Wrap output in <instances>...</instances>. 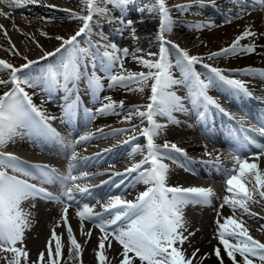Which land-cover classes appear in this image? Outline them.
<instances>
[{"label": "bare ground", "instance_id": "1", "mask_svg": "<svg viewBox=\"0 0 264 264\" xmlns=\"http://www.w3.org/2000/svg\"><path fill=\"white\" fill-rule=\"evenodd\" d=\"M84 1L74 3L73 0H36L35 3H29L28 0H20V3L23 4L20 7L17 6V0H0V60L24 65L27 61L36 59L34 61L36 63L28 68V72L21 74L20 79H24L27 75L34 83L47 77L53 81L58 80L61 82L65 80L64 77L61 78L63 71H65L64 65L68 63L73 52L69 49L56 52V49L60 48L63 43V40L57 39V37L67 39L75 34L80 25L76 23L67 24L71 20H76V18L72 17L71 14L68 15L60 7L62 3L75 6L81 12L71 9L72 13L76 15L79 13L83 16L87 14V5L84 6ZM146 1L134 0L122 12L120 8L113 4L106 3V0H99L98 6L107 8L108 12L106 15L94 13L89 31L78 38L77 46L87 52V55L82 57L80 61L79 72L85 69L84 66H92L93 61L102 63V65L106 63L108 66L110 61L104 56V53L106 51L113 52L111 45H115L116 49L127 48L129 50L130 54L128 56H122L124 75L149 72L146 66L134 59V56L149 60L159 58V14L155 10L149 13L145 12V9L140 6H143ZM165 3L167 7L172 9L170 14L176 15L171 17L173 24L170 31L163 33L164 38L178 45L180 49L187 51L189 55L201 56L202 54V56H205L202 57L203 60L207 61L208 59L211 61H207L210 66H218L222 69V74L225 77L242 81L247 93L252 96V102L258 103V106L264 109V76L260 74V71L264 70V6H252L251 0H248L243 6L232 2V0H203L205 6L195 4L188 11H177L175 6L190 4L192 0H165ZM49 5H56L58 8H50ZM138 9H143V11H138ZM238 13L239 15H237ZM61 14L66 15L63 17ZM145 14L148 17L144 16ZM70 16L72 18L67 19ZM121 16H123L124 24L131 20L132 25L124 27L118 23L117 21ZM191 16L193 18L187 20ZM246 28L255 32L256 35L245 37L238 43L240 46L255 45V51L248 53L243 62L246 66L244 68H253L257 70L255 73L232 72L230 70L235 69L234 66H236L233 60L220 62V59L216 58L219 56L208 58L211 53L231 45ZM46 53H54V55L46 57L44 56ZM149 53L156 55H149ZM114 54L119 55L120 53ZM238 55L241 56L243 53L236 54L237 57ZM176 56L177 52L171 50L168 56L169 62L172 64L171 73L174 78L184 82L180 85H173L169 91L182 98L183 110H173L171 118L168 115L159 114L154 117L156 123L163 126L154 137V143L158 147H162L167 142L184 150L183 153L172 152V158L163 159L162 162L168 165L166 186L210 188L213 194L208 203L190 201L183 205L184 226L180 231L187 239L182 244L177 243L175 246L184 252L185 257H192L193 252H196L194 264H220L214 251L216 248H220L224 264H232V261L223 251V245L219 243L216 221L220 220L223 223L225 217L233 216V218L242 222L249 235L264 243V198L260 197L257 192L253 194V201L255 202H247L248 212L254 215L245 214L239 208L234 211L229 205L223 204L225 195L231 197V194L226 191V180L228 172L235 165L233 157L237 155L233 152L234 148H226L228 144L225 145L226 147L221 143L215 145L214 140L208 138L216 139V134H208V136L201 134L200 128L194 126L191 121L193 120L197 124L200 121L199 119L203 121L209 119L205 112V109H207L224 113L229 118L231 117L232 123H235V121L243 123L244 117L239 113L233 115V113H236L233 110L242 108L241 110L247 111V108L243 106L245 104L243 97L249 95L243 90H237L216 78L207 90V94L217 102L219 107L207 104L202 98L194 100L192 96L193 83L191 80H185L180 69L175 66ZM235 59L238 58L235 57ZM203 60L201 62L206 63ZM230 62H233V65ZM117 67L118 65L112 69ZM194 69L201 74V79H206L210 74L209 69L203 67L202 64L200 66L195 65ZM3 71L4 69L0 68V75ZM6 72L8 71L6 70ZM83 78L79 77L78 81L81 82ZM7 79H10V77ZM152 82L149 79L143 84H130L118 96L114 93L105 92L104 95H108V97L117 96L114 102L116 105L115 111L109 110L103 114L99 113L97 110L104 103H101L97 108H91L86 116V123L88 124L86 126H80L81 122L79 121L84 118V113L79 109L80 107H77L79 106L78 101L73 102L71 113L74 110H80V115L76 118L78 128L75 127L77 128H74L75 130H71L73 124H68V128L53 125L58 117V114L55 113L56 108L32 97L33 104L40 112L45 113L47 117H52L47 120L46 125L49 133L42 126L43 123H37V121H40L39 117L36 121L30 122L27 127L18 129L17 135L5 144L0 145L3 151H8V153L18 157L21 165L22 163L46 162L51 167L56 168L59 164L57 160H64L62 162L64 169H60L63 176H67L69 172V153H75L72 172L99 163L111 164L113 168L119 167V169L110 171L111 178L96 187L89 185L91 183H86L92 182V180H95L96 184L99 183L102 173L95 172L88 177L84 174L79 175L84 178L77 179L73 183L78 184L79 189L69 183V185H72L71 188H74L75 202L68 207L67 223H65L63 213L65 205L63 202L55 201L45 204L31 197L22 202L21 207L28 213L29 225L24 229L22 245L18 242L17 247L22 246L28 253L27 264H45V261L40 258V254L43 252L46 257L49 248L53 252V258L56 259V240L53 238V232L60 238L61 256L59 264H100L96 255L97 251L103 252L104 264H120L123 259L122 246L111 239V246L109 247L106 242L105 248L100 250L98 248L99 238L102 235L100 229L93 222L81 221L80 217L77 216V211L82 209L84 204H87L99 213L115 196H120L122 200L134 201L140 192L152 186L151 184H145L140 179V174L145 168H149L150 164H145L136 172L115 175L116 173H125L127 168L143 160L147 153L146 138L141 135L142 131L140 130V124L144 128L148 127L147 119L141 118L135 112L131 114L130 119H125V117L130 115L128 112L129 106H140V111H146V106L150 102ZM21 87L27 92L29 86L22 84ZM106 87L100 86L98 89L105 90ZM140 87L143 88V91L135 90ZM129 88L133 90H129ZM77 90H81V88L77 87ZM234 93L239 94L238 99L234 98ZM82 97L84 100V96ZM97 101L98 99L94 100L93 103ZM121 101L124 104L123 110L120 108ZM75 107L76 109H73ZM197 112H200V114H197ZM33 115L35 119L38 117L35 114ZM133 126H136L134 131L114 133V130L133 129ZM31 128L34 129L31 130ZM35 128L38 132H35ZM45 131L47 132L45 133ZM219 134L223 133L220 131ZM252 134L255 137L257 136L255 133ZM28 136H31V139H28ZM134 136L136 139L131 140L130 138ZM198 136L205 138L207 142L203 143ZM81 137L91 138L87 141H81ZM256 139V143L264 144V135H262V138ZM49 140L50 142H46ZM137 144H140L139 150L134 152L133 150ZM255 145L252 148L254 152L239 157L249 163H256L257 170L264 171V155H259L264 150L257 149ZM212 146L214 147L212 148ZM86 147H90V149H84ZM80 150H84V152H80ZM70 157L72 156L70 155ZM217 159H219L218 165ZM251 180L252 185H255L254 177ZM80 189H88V191L84 192ZM249 191H251V188H249ZM64 193L54 190V194H59V197H65ZM90 194L92 197L84 199L86 195ZM222 204L223 207H221ZM104 219L107 221L111 219V216L105 215ZM69 227L72 230L73 238L81 247L79 256L76 255L75 248L70 244ZM89 230L91 231L90 236L87 234ZM230 243H236V241L230 238ZM70 247H72L71 258H69ZM3 255L4 253H0V256ZM129 255L133 256L131 253ZM236 256L237 260L242 259L238 253ZM0 264H6V262L0 260ZM21 264H24L23 258ZM135 264H140L138 258H135Z\"/></svg>", "mask_w": 264, "mask_h": 264}, {"label": "snow or ice", "instance_id": "2", "mask_svg": "<svg viewBox=\"0 0 264 264\" xmlns=\"http://www.w3.org/2000/svg\"><path fill=\"white\" fill-rule=\"evenodd\" d=\"M28 2L35 3L36 0H28ZM133 2L134 0H106V3L113 4L120 8L122 12ZM232 2L239 3L243 6L248 0H232ZM85 3L87 5L86 15L77 17L75 13H71L72 17L82 20V26L74 35L67 39L57 37V39H62L63 43L60 48L56 49V52L62 49H69L73 52L68 63L64 65L65 80L79 79V64L82 57L87 55V52L85 49L77 46V41L79 37L89 31L93 14L99 13L106 15L108 12L107 8L98 6L99 0L95 3L94 0H85ZM195 4L205 6L203 0H192L190 4L177 5L175 8L177 11H188ZM251 4L252 6H264V0H251ZM17 6H23L20 0H17ZM153 10L158 11L160 20V31L158 33L159 58L149 60L134 56V59L138 63L146 66L149 72L110 75L109 84V87L122 86L128 88L130 83L143 84L149 79L153 81L151 83L150 102L146 106V111H140V106H129L128 112L130 115L125 117V119H130L131 114L135 112L141 118L147 119L148 127L143 128L141 132V135L146 138L147 153L143 160L127 168L125 173L115 174L124 175L126 173L136 172L145 164H150V167L145 168L140 174V179L145 184H151L152 186L140 192L134 201L122 200L120 196H115L104 207L103 211L99 213L95 212L89 205L84 204L82 209L77 211V216L80 217L81 221L88 220L93 222L100 229L102 233L98 245L100 250L105 248L106 242L110 247L111 239H114L122 246L123 259L120 261V264H135V258H138L140 264H194L196 252H193L192 257H185L184 252L175 246L177 243L182 244L187 239L180 231L184 226L182 207L190 201L208 203L213 193L210 188L166 186L168 165L162 162L163 159L172 158V152H184L183 149H180L175 144H168L166 142L162 147H158L154 143V137L163 127L156 123L154 117L159 114L168 115L171 118V112L173 110H183L182 98L178 97L174 92L169 91L173 85H180L184 82L183 80L174 78L171 73L172 64L168 59L170 51L175 50L177 52L175 66L180 69L185 80H191L193 83L192 96L194 100L202 98L207 104L219 107L217 102L207 94V90L215 82L216 78L233 86L237 90H243L248 95L250 93H247L242 81L225 77L222 74L223 70L218 67L203 64V67L209 69L210 74L206 79H201V74L195 71L194 66L201 63L203 58L189 55L187 51L180 49L178 45L164 38L163 33L170 31L173 24L170 16L172 9L166 6L165 0H154ZM138 11H143V9H138ZM117 22L124 27H130L132 25L131 20H128L124 24L123 16ZM255 35V32L246 28L240 36L236 37L231 45L211 53L208 58L236 55L239 53H252L255 51L254 44L240 46L238 42L245 37H254ZM110 47L113 49V52L106 51L104 53V56L110 61L106 70L111 73L112 68L119 62L121 70L123 71L122 56H128L130 54L129 50L127 48L116 49L115 45H111ZM114 53L120 54L117 55ZM52 55L54 53H46V57ZM149 55L156 54L149 53ZM33 63L36 62L29 61L17 68L4 60H0V68L10 70V79L7 81L0 80V85H6L7 83L14 85L12 90L0 95V145L5 144L17 135L18 129L27 127L30 122L34 121L35 116L33 114L40 117V121H37V123H43L45 126L47 125V120L52 118L40 112L33 104L28 93L21 87L22 84L28 85L29 87L38 86L27 75H25L24 79H20V75L24 73V70L28 69ZM230 71L253 74L257 70L249 67L232 69ZM260 74L264 76V70H261ZM89 83L93 87H100L99 80L92 79ZM129 90L133 89L129 88ZM135 90L143 91V88L140 87ZM105 100L106 102L97 111L101 114L109 110L114 112L116 107L115 103L110 102L109 98H105ZM120 108L122 110L124 108L123 101L120 102ZM135 127L133 126V129L114 130V133L129 130L134 131ZM260 134L264 135V129L261 130ZM90 138L81 137L80 140L87 141ZM130 139L135 140L136 137L134 136ZM252 143H255V141H252ZM255 146L257 149L264 150V144L256 143ZM139 147L137 145L133 151L139 150ZM259 155H264V151H261ZM233 159L235 165L228 172V178L226 180V191L231 194V197L225 195L223 197V204L229 205L234 211L239 208L245 214L254 215L248 212L246 204L248 201H253L254 193L258 192L259 196L264 198V171H258L256 163H249L247 160L241 159L238 155L233 157ZM74 160L75 153L69 159V172L67 176H59L47 165L36 164L31 165V168L38 171L39 176L36 178L48 182L59 180L67 187L69 183H75L77 179L84 178H78L71 174L74 168ZM218 164L219 159H217ZM8 168H11L13 173L18 172L24 176H36V174L21 167V162L18 157L11 153H0V253H4L3 256H0V260L5 261L6 264H21L23 258L24 264H27L28 253L22 246L17 247L18 242L22 245L24 229L29 225V220L27 219L28 213L21 207L22 202L28 200L30 197L34 198L39 196L46 199H57V197L52 196L44 188L29 183L26 179H21L15 174H9L5 170ZM252 177L255 179V185H252ZM249 188H251V191H249ZM80 191L86 192L88 189H80ZM64 196L66 197V203L63 208V213L65 223H67L68 207L75 202L73 189L67 188ZM223 204L221 207H223ZM105 215H110L111 219L106 221L104 219ZM216 223L218 225L217 236L219 243L223 245V251L232 261V264H255L252 259L253 257L258 258L259 264H264V243L249 235L247 228L243 226L242 222H239L233 216H228L223 219V223L220 220H217ZM87 234L90 236L91 231L89 230ZM68 237L70 244L75 248L76 255L79 256L81 247L73 238L70 227L68 228ZM53 238L56 240V259L53 258V252L49 248L46 257L43 252L40 254V258L45 261V264H59V258L61 256L60 238L55 235V232H53ZM230 238L235 240L236 243H230ZM72 247L69 248V258H71ZM214 251L220 264H224L221 249L216 248ZM130 253L133 256H130ZM237 253L242 258L241 260H237ZM96 255L100 264H104L105 257L103 252L97 251Z\"/></svg>", "mask_w": 264, "mask_h": 264}, {"label": "rangeland", "instance_id": "3", "mask_svg": "<svg viewBox=\"0 0 264 264\" xmlns=\"http://www.w3.org/2000/svg\"><path fill=\"white\" fill-rule=\"evenodd\" d=\"M80 1L81 0H73V2L74 3H76V2H78V3H80ZM96 2V1H95ZM57 4V3H56ZM61 5H63V7H69L70 6V9H72V10H76V11H78L79 13L81 12L80 10H78L77 8H75V6H72V5H69V4H67V3H62ZM76 5V4H75ZM86 5V3H85V1H84V6ZM99 5V4H98ZM49 6H51V5H49ZM52 6H56V5H52ZM77 7H79V6H77ZM141 8H144L145 9V12H147V13H149L150 11H152L153 10V8H154V1H149V0H147L144 4H143V6H140ZM149 8V9H148ZM238 8V7H237ZM68 15L69 14H71L70 12H66ZM79 13H78V17L79 16H81V15H79ZM206 14H209V13H206ZM63 17L66 15V14H61ZM85 15V14H84ZM176 14H173V13H171L170 14V16L171 17H173V16H175ZM144 16H147L148 17V15L147 14H145ZM208 17V16H207ZM72 17L70 16L69 18H67V19H71ZM193 18V16H191V17H188L187 18V20H191ZM78 19V20H77ZM128 19H130V17H128ZM78 21V22H77ZM81 22V23H80ZM74 23H76V24H79V25H81L82 24V20L81 19H79V18H76V20H71V21H69V22H67V24H70V25H72V24H74ZM105 36V35H104ZM205 55L207 56V54L205 53ZM195 56H197V57H205V56H202V54H201V56H199V55H195ZM248 56V53H243V55H241V56H239L238 55V57L236 56V55H229V56H219V57H216L217 59H220V62H222L223 60H224V62H225V60H233L234 62H235V64H236V66H234L235 67V69H242V68H244V67H246V66H244L245 64H243V62H244V59H245V57H247ZM235 57L236 58H238V59H235ZM203 60V59H202ZM203 61H205V60H203ZM207 61H209L208 59H207ZM207 61H205L206 63H203V62H201V63H198V64H196V66H200V64H207V65H209L208 64V62ZM241 61V62H240ZM23 62V61H22ZM209 62H211V61H209ZM219 62V63H220ZM21 63V62H20ZM219 63H217V65H219ZM227 63V62H226ZM225 63V64H226ZM10 64H12L14 67H17V68H19L20 67V65L19 64H13V63H10ZM230 64H232L233 65V62H230ZM116 65H118V67L117 68H115V69H112L111 70V73H107L106 74V72H104V73H101V75H98V78L99 79H96V80H99V82L101 83V85H104V87H106V88H104L105 90H104V92H101V90H98V93H97V95L95 96V98L98 96L99 97V99H98V101H97V103L96 104H94L93 105V108H97L98 106H100V104L101 103H105L106 102V100H105V98H109V101L110 102H115V97H117L118 96V94H122V92H123V90H126L125 88L126 87H122V86H112V87H109V84H110V75H119V74H124V72L121 70V67H120V64L119 63H117ZM227 66H229L228 64H226ZM215 66V65H214ZM216 67V66H215ZM218 67V66H217ZM7 71L8 72H6V70H4L3 72H2V75H0V80H7L6 78L7 77H10V70H8L7 69ZM7 73V74H6ZM6 74V75H5ZM131 85H133L134 83H130ZM130 84H129V86H130ZM12 83H7L6 85H0V95H2L4 92H8V91H10V89H11V87H12ZM90 86L92 87V89H95V91H97L96 89H97V87H93L91 84H90ZM29 89L30 90H28L29 92V96L31 97V99H33V98H35V100H38V101H40V102H42V103H44V104H46V105H50V106H55V105H58L59 107H57L56 108V111H58L59 109H60V106L63 104V103H65V102H69V100L68 99H66V91H61V93L60 94H58L59 96H60V101H58L57 100V102H54V101H52V102H50V97L49 98H47V97H45V95L47 94L46 93V90H33L31 87H29ZM45 89H49V87H45ZM53 89V87H52V85H51V89L50 90H48V92L50 93V92H52V91H56V90H52ZM107 89V90H106ZM58 91H60V89H57ZM68 91V90H67ZM103 91V90H102ZM57 92V91H56ZM100 92L102 93V94H100ZM105 92H108V93H114V94H116L117 96H114L113 98L112 97H108V95H104V93ZM48 95H50V94H48ZM51 96V95H50ZM33 97V98H32ZM42 100V101H41ZM52 103V104H51ZM69 104V103H68ZM166 123H168V122H166ZM140 130L142 131V129L144 128L143 127V125L142 124H140ZM133 128V127H132ZM138 130V129H137ZM174 130V129H173ZM139 131V130H138ZM175 131V130H174ZM136 143V142H135ZM137 145H140V144H137ZM2 151H3V148L1 147L0 148ZM6 150V149H5ZM253 260H254V262H255V264H259V261H258V258H256V257H253L252 258ZM68 262V261H67Z\"/></svg>", "mask_w": 264, "mask_h": 264}]
</instances>
